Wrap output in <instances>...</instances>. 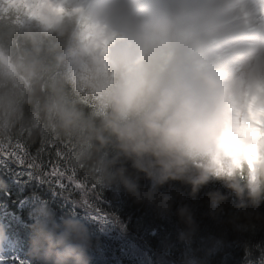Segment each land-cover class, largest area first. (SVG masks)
Here are the masks:
<instances>
[{
	"label": "clouds",
	"instance_id": "9594fccd",
	"mask_svg": "<svg viewBox=\"0 0 264 264\" xmlns=\"http://www.w3.org/2000/svg\"><path fill=\"white\" fill-rule=\"evenodd\" d=\"M16 149L58 152L76 193L59 216L33 196L21 264H91L89 222L126 231L115 213L94 215L113 188L164 216L165 185L195 199L219 183L209 215L231 198L233 221L251 217L264 203V0H0V156L15 164ZM175 214L181 264H205L198 253L223 241L193 248V210ZM9 240L0 223L2 264Z\"/></svg>",
	"mask_w": 264,
	"mask_h": 264
},
{
	"label": "trees",
	"instance_id": "16d2710c",
	"mask_svg": "<svg viewBox=\"0 0 264 264\" xmlns=\"http://www.w3.org/2000/svg\"><path fill=\"white\" fill-rule=\"evenodd\" d=\"M31 151L34 154L35 148ZM42 158L46 170L50 171L55 163L54 153L51 156L45 153ZM16 171L24 172L25 169L10 161L7 168L0 166V179L7 186L6 191H0V223L7 226L10 237L5 245L6 264H16V258L30 259L31 221L27 212L34 195L50 200L58 216L72 207L62 196L54 195L46 184L36 180L24 183L26 175L22 177L23 180H18L14 174ZM64 183L69 182L65 179ZM140 183L142 187L148 185V181L143 179ZM72 187L69 185V188ZM214 190L226 191L219 183L211 184L193 199L189 195V186L179 182L165 185L161 191L171 193L173 201L171 213L164 216L147 202L137 203L123 188L106 190L104 196L96 200L98 216L107 217L115 213L126 225V231L112 224L101 226L96 221L89 222L94 245L91 264H127V257H131L139 246L142 247L137 260L139 264H181L186 245L179 241L178 234L185 226L175 213L184 204L193 210L198 225L193 248L207 249L212 247L215 240L223 241L218 250L207 257L204 251L198 253L205 264H260L264 260V203L258 209L247 210L253 213L251 217L240 213L239 219L233 221L235 209L231 207L230 198L225 203L224 213L214 219L209 215L207 197V193ZM64 195L74 196L76 193L66 191Z\"/></svg>",
	"mask_w": 264,
	"mask_h": 264
},
{
	"label": "snow or ice",
	"instance_id": "6c2138e0",
	"mask_svg": "<svg viewBox=\"0 0 264 264\" xmlns=\"http://www.w3.org/2000/svg\"><path fill=\"white\" fill-rule=\"evenodd\" d=\"M19 156L17 163L20 166H23L25 171L24 172H15V176L18 180H23V176H27V180H23L24 183L28 181L36 180L39 181L41 184H46L54 194H58L63 196V194L68 191L69 185H72L71 180L68 177L66 171L61 167L60 164V156L59 153H54L55 156V163L51 165V170H46L43 155L45 153H40L38 157L33 158V160H27L24 158L22 153V149L15 150ZM49 156L53 155V153H47ZM0 166L5 168L9 165V160L3 156H0ZM67 180L69 183L65 184L64 180ZM73 186V185H72ZM97 219L101 217L96 216ZM2 264V262H0ZM16 264H21L19 258H16Z\"/></svg>",
	"mask_w": 264,
	"mask_h": 264
},
{
	"label": "rangeland",
	"instance_id": "374dc122",
	"mask_svg": "<svg viewBox=\"0 0 264 264\" xmlns=\"http://www.w3.org/2000/svg\"><path fill=\"white\" fill-rule=\"evenodd\" d=\"M77 210H79V209H77ZM79 211H80L81 215H83L82 211L81 210H79ZM93 211H94V215L95 216H98L99 215V213L96 210H93ZM136 254L137 253H133L132 255L136 256Z\"/></svg>",
	"mask_w": 264,
	"mask_h": 264
}]
</instances>
